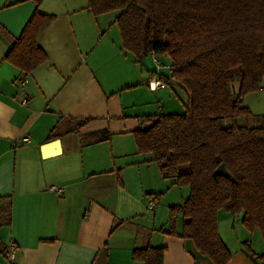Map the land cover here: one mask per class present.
I'll list each match as a JSON object with an SVG mask.
<instances>
[{
    "label": "crops",
    "instance_id": "0c3cea01",
    "mask_svg": "<svg viewBox=\"0 0 264 264\" xmlns=\"http://www.w3.org/2000/svg\"><path fill=\"white\" fill-rule=\"evenodd\" d=\"M86 6L0 0V209L10 200L0 264H144L132 252L147 247L165 248L162 264H212L190 240L167 234L160 203L173 181L161 179L150 155L136 153L132 135L143 117L171 104L163 98L175 86L147 87L170 72L137 64L121 48L117 15L93 17ZM35 11L54 19L37 38L47 61L25 75L4 56ZM82 120L90 123L79 128ZM54 140L58 152L42 150ZM178 203L171 198L168 208ZM229 264L252 263L241 249Z\"/></svg>",
    "mask_w": 264,
    "mask_h": 264
},
{
    "label": "trees",
    "instance_id": "16d2710c",
    "mask_svg": "<svg viewBox=\"0 0 264 264\" xmlns=\"http://www.w3.org/2000/svg\"><path fill=\"white\" fill-rule=\"evenodd\" d=\"M38 6L42 0H32ZM98 17L117 12L121 48L137 64L151 54L167 58L173 85L187 96L185 113L145 116L132 135L138 155H150L162 180L188 188L168 208V235L190 240L212 264H229L231 253L218 229L220 211L242 214L260 233V254L243 243L253 264H264V125H239L250 116L243 97L264 90V0H86ZM54 17L35 11L4 61L29 75L47 61L38 35ZM238 83L239 92L231 93ZM90 123L78 122V127ZM50 135V139H54ZM224 165L234 182L215 176ZM2 199H0L1 201ZM0 209V228L10 224V200ZM181 217V230L176 219ZM6 248L0 254L7 256ZM165 248L135 249L132 260L162 264Z\"/></svg>",
    "mask_w": 264,
    "mask_h": 264
},
{
    "label": "rangeland",
    "instance_id": "374dc122",
    "mask_svg": "<svg viewBox=\"0 0 264 264\" xmlns=\"http://www.w3.org/2000/svg\"><path fill=\"white\" fill-rule=\"evenodd\" d=\"M117 12H113L109 15H117ZM158 60L162 63V66L157 69V67L152 62L151 57H148L147 64L148 69L150 70H158V72H163L164 75L168 74V61L164 57H158ZM147 69V70H148ZM170 90L168 87L165 90L166 96H164L163 100H172L171 104L173 103L175 108H170L168 106H164V103H161L163 108L165 107L164 111L161 114H183L185 113V105L186 100L183 92L179 89ZM239 92V85L238 83H234L231 85V93L232 95L236 96ZM160 104L156 103V105ZM242 105L246 107L250 111V116L248 117H241L238 121L239 125L242 126H249V127H259L264 125V90L256 91L249 93L243 97ZM157 114H160V112ZM41 148V147H40ZM167 189L163 191L161 195L162 202L160 203V216L161 211H165L164 216L168 217V201L171 198H174L176 202H182L188 196V188H179L177 186H170L167 184ZM183 198V199H181ZM178 203V204H180ZM176 204V203H175ZM164 217V218H165ZM242 214H238L235 217H232L230 214L220 211L218 216V229L219 234L227 246L228 250L231 253V259L236 255L239 254V251L244 248L243 243L248 242L250 249L255 252L259 250L260 254L263 251V243L258 231L250 232L243 224H242ZM1 222V216H0ZM181 224V217H177L176 219V227ZM1 239V235H0ZM256 253V252H255ZM243 254V251H242ZM244 255V254H243ZM244 257H246L244 255ZM230 259V261H231ZM248 259V258H247ZM249 260V259H248ZM250 261V260H249ZM251 262V261H250ZM230 263V262H229ZM252 263V262H251ZM253 264V263H252Z\"/></svg>",
    "mask_w": 264,
    "mask_h": 264
},
{
    "label": "built area",
    "instance_id": "2783aa9c",
    "mask_svg": "<svg viewBox=\"0 0 264 264\" xmlns=\"http://www.w3.org/2000/svg\"><path fill=\"white\" fill-rule=\"evenodd\" d=\"M150 57H151L152 62L154 63V65L157 67V69L162 66V63L158 60V57L155 54H151ZM168 70H170L169 67H168ZM147 87H148V89L150 91L155 92L157 90H160V89H163V88L167 87V81L164 80V79H160V78H157V77L153 76L148 81ZM23 104H25V101H23ZM159 111H160V109H159ZM49 190L51 192L55 193V194H60L62 192V190L57 188V187H51ZM155 205H156V203L154 201L149 202L148 205H147V210L154 209ZM13 253H14V251H13V248H12V249H10V251L8 253V259L10 261H12V259H13Z\"/></svg>",
    "mask_w": 264,
    "mask_h": 264
},
{
    "label": "water",
    "instance_id": "95a60500",
    "mask_svg": "<svg viewBox=\"0 0 264 264\" xmlns=\"http://www.w3.org/2000/svg\"><path fill=\"white\" fill-rule=\"evenodd\" d=\"M142 65H143L145 68L148 69V65H147L145 59L142 60ZM50 145H51V146H54V147H57V152L59 151V150H58V147H59V140H54V141L51 142L50 144L43 146V147H42V150L46 149V147H48V146H50ZM42 156L46 157L47 154L43 152ZM214 175H215V176H222V177L228 179L229 181L234 182L233 177L227 172V170L225 169L224 165H220V166L215 170Z\"/></svg>",
    "mask_w": 264,
    "mask_h": 264
}]
</instances>
